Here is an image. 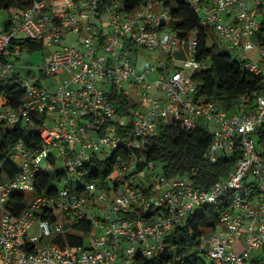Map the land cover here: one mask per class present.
I'll return each instance as SVG.
<instances>
[{
  "label": "built area",
  "instance_id": "obj_1",
  "mask_svg": "<svg viewBox=\"0 0 264 264\" xmlns=\"http://www.w3.org/2000/svg\"><path fill=\"white\" fill-rule=\"evenodd\" d=\"M187 1L202 24L216 30L221 47L236 50L246 69L264 77V45L254 38L264 22V0ZM160 2L157 10V2L143 0L131 14L119 0H34L0 25V79L19 76L26 94L19 108L0 103V126L23 123L42 138L36 148L19 141L12 158L20 171L0 179V264H132L138 253L151 257L164 251L169 233L200 207L220 201L228 207L214 231L203 235L200 251L211 264H264V144L256 134L264 124V93L253 104L241 97L231 110L199 95L193 74L207 61L195 57V35L182 43L168 25L170 9ZM70 32L78 35L76 44L50 53L38 66L41 75L21 62V40L53 45ZM182 46L191 58L176 55ZM139 48L165 50L166 67L174 62L177 69L159 67L160 74L153 64L139 70ZM152 73L158 76L152 79ZM49 76L58 80L45 85ZM112 87L123 95L110 96ZM120 101H128L123 110ZM172 122L188 129L213 127L208 161L238 149L243 156L224 181L209 188L186 176L170 178L159 162L147 160L144 140ZM108 149L113 153L106 158ZM95 156L113 158L112 173L124 178L112 182L111 174L86 181L85 167ZM59 165L67 172L64 186L55 194L39 191L38 174ZM28 191L35 197L25 211L10 213V197ZM133 207L161 214L152 221L125 218ZM44 210L56 219L39 216ZM85 217L94 228L85 244L65 252L53 242Z\"/></svg>",
  "mask_w": 264,
  "mask_h": 264
},
{
  "label": "trees",
  "instance_id": "obj_2",
  "mask_svg": "<svg viewBox=\"0 0 264 264\" xmlns=\"http://www.w3.org/2000/svg\"><path fill=\"white\" fill-rule=\"evenodd\" d=\"M128 13H135L143 6V0H119ZM163 1L164 6L170 9L171 20L169 26L177 31L182 43L188 42L195 35L198 45L195 57L207 61V67L193 74L198 84V94L207 99H214L231 110L241 97L245 96L248 102L254 103L257 97L264 93V77L250 72L244 66V61L234 59L233 56L221 51L217 43L209 45L211 30L205 27L198 12L187 0H154ZM34 0H0V9H21L31 6ZM255 40L264 45V22ZM24 51L34 52L44 47L43 40L23 39L20 41ZM19 76L0 79V103L19 108L26 98L20 88ZM110 96L121 97L117 88L112 87ZM128 104V101L126 102ZM124 102L118 103L120 110L125 109ZM260 142L264 144V124L257 129ZM214 138L211 129L199 125L195 129H188L179 122L162 124L158 135L145 138V152L147 160H155L162 165V171L170 178L179 176L188 177L195 186L209 188L220 181H224L243 156L242 149L233 155L221 156L217 162L208 161L205 152ZM19 141L31 147H39L42 138L37 129L29 128L20 123L16 126H0V179L12 178L20 171V165L12 158V152ZM113 158L101 159L95 156L85 167L84 179H106L113 172ZM146 162L141 164L133 173L144 169ZM132 173V174H133ZM131 174V175H132ZM67 172L61 168L39 173L37 179L39 191L45 190L50 194L58 192L56 181L61 182ZM128 176V177H131ZM119 184V183H118ZM117 184V186H118ZM82 189L81 185L76 187ZM29 198L24 192H15L6 203L7 210L14 214H22ZM225 201L213 205L200 207L185 226H178L166 236L167 247L149 257L138 253L132 264H211L204 253L200 251L203 244V235L215 229L220 222L222 213L227 209ZM161 214L160 209L133 207L124 214L125 218H142L152 221ZM39 216L56 219L51 211H42ZM94 230L92 221L88 218L78 219L72 230L53 239L65 252L69 246L85 244L87 236Z\"/></svg>",
  "mask_w": 264,
  "mask_h": 264
},
{
  "label": "rangeland",
  "instance_id": "obj_3",
  "mask_svg": "<svg viewBox=\"0 0 264 264\" xmlns=\"http://www.w3.org/2000/svg\"><path fill=\"white\" fill-rule=\"evenodd\" d=\"M15 13V9L11 8V9H0V25L1 24H7V22L10 20V18H12L14 16ZM259 19L262 20V16H259ZM78 38V35H76L74 32L73 33H69L68 36L64 37L60 43H55L53 45H49L47 43L44 44L43 49L34 51V52H30V51H24L19 57L21 62H23V64H25L28 68L33 69L35 71H37L38 75H41L40 69H39V65H41L45 58L52 52L56 51V50H60L63 49L65 46L67 45H74L76 44V40ZM210 44L216 42L218 44V46L220 47L221 51H226L228 53H230L234 59H239L238 54L236 52V50L229 48L228 46H224L221 47V43H220V38L218 33L216 32V30L211 29V37H210ZM136 53L138 54L139 58H138V69L139 70H143L146 66L148 65H156L158 67V72L160 73L159 67H162L163 70L166 72L169 69L174 70L175 68L177 69V67L175 66L174 62L172 64H170V68L166 67V62L168 60V54L165 52V50L163 49H157L154 51L145 49V48H139L138 51H136ZM176 55L182 59L184 58H191L192 55H190L188 53V51L185 49L184 46H182L178 52L176 53ZM187 72H191L192 69L187 68L186 69ZM161 74V73H160ZM158 75H156L155 73L151 74V78H155ZM58 80L57 77H46L43 78V82L45 85H49L52 84L55 80ZM153 94L157 95L158 91L156 89L153 90ZM213 127L209 126V129H212ZM113 153L112 149H108L104 151V157H110ZM59 166H57V168H59ZM52 171L56 169V167L52 166ZM160 171H162V165L159 166ZM124 178L123 175H121L118 172H114L111 175V179L112 182H114L115 179H122ZM77 181V178L75 179ZM55 184H57L59 187H63L64 183L63 182H59L56 181ZM27 196L29 199H33L35 197V193L34 191H28ZM100 212L102 214H105L104 210H100ZM214 229L209 230L208 232H213ZM208 261H210L209 259H207Z\"/></svg>",
  "mask_w": 264,
  "mask_h": 264
},
{
  "label": "crops",
  "instance_id": "obj_4",
  "mask_svg": "<svg viewBox=\"0 0 264 264\" xmlns=\"http://www.w3.org/2000/svg\"><path fill=\"white\" fill-rule=\"evenodd\" d=\"M161 6H162V3L161 2H157V4L155 5V8L157 9V10H159V9H161ZM210 40V39H209ZM214 43H216V42H214ZM214 43H212V44H210V41H209V45H213ZM241 247V246H240Z\"/></svg>",
  "mask_w": 264,
  "mask_h": 264
}]
</instances>
